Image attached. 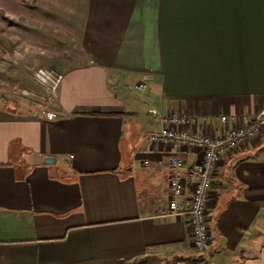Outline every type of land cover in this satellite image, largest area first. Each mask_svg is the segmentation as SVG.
<instances>
[{"label": "crops", "instance_id": "crops-1", "mask_svg": "<svg viewBox=\"0 0 264 264\" xmlns=\"http://www.w3.org/2000/svg\"><path fill=\"white\" fill-rule=\"evenodd\" d=\"M15 13L64 39L65 63L48 104L57 118L0 104V264H264V131L216 166L204 253L182 251L168 150L145 139L158 127L150 108L207 135L264 108V0H19Z\"/></svg>", "mask_w": 264, "mask_h": 264}, {"label": "built area", "instance_id": "built-area-1", "mask_svg": "<svg viewBox=\"0 0 264 264\" xmlns=\"http://www.w3.org/2000/svg\"><path fill=\"white\" fill-rule=\"evenodd\" d=\"M35 76L46 92L45 100L39 107L40 113L47 120L55 119L58 115L48 109V104L54 99L62 77L42 70H38ZM144 87L143 83L126 86L128 90L135 92L143 91ZM146 116L158 126L155 131L146 135V141L168 150L167 212L172 216L183 215L187 219L190 242L181 245V249L184 252H205L209 248L206 207L212 175L222 157L246 145L264 131V108L243 124L229 127L218 135L201 134L192 130L190 124L193 119L186 115L162 114L150 108L146 110ZM219 121L224 123L226 117H219ZM171 149L189 151L195 158L189 160L179 157ZM156 163L160 165L161 161ZM184 193L188 194L187 201H184Z\"/></svg>", "mask_w": 264, "mask_h": 264}, {"label": "rangeland", "instance_id": "rangeland-1", "mask_svg": "<svg viewBox=\"0 0 264 264\" xmlns=\"http://www.w3.org/2000/svg\"><path fill=\"white\" fill-rule=\"evenodd\" d=\"M18 3L19 0H0V104L18 108L24 113L36 111L42 117L39 107L45 100L46 92L35 74L42 70L61 76L54 66H64L65 49L58 44L64 39H53L48 30L20 23L17 19L19 14L15 13ZM4 8L8 10L4 11ZM25 37H30V42H39L40 46L27 43ZM148 257L146 264H214L210 256L205 259L199 256L194 260L182 255L165 259ZM134 260L121 262L130 264Z\"/></svg>", "mask_w": 264, "mask_h": 264}, {"label": "trees", "instance_id": "trees-1", "mask_svg": "<svg viewBox=\"0 0 264 264\" xmlns=\"http://www.w3.org/2000/svg\"><path fill=\"white\" fill-rule=\"evenodd\" d=\"M148 259H149L148 256L139 257V258L135 259L137 261H135V260L131 261L130 264H146ZM183 260H184V258H183ZM117 264H122V262H118Z\"/></svg>", "mask_w": 264, "mask_h": 264}, {"label": "water", "instance_id": "water-1", "mask_svg": "<svg viewBox=\"0 0 264 264\" xmlns=\"http://www.w3.org/2000/svg\"><path fill=\"white\" fill-rule=\"evenodd\" d=\"M53 162H54V159H52V158L44 159V163H46V164H52Z\"/></svg>", "mask_w": 264, "mask_h": 264}]
</instances>
